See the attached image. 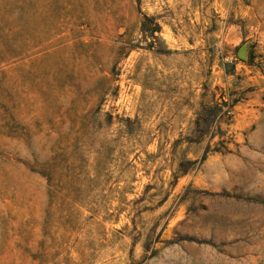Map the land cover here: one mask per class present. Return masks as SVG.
<instances>
[{
    "label": "rangeland",
    "instance_id": "1",
    "mask_svg": "<svg viewBox=\"0 0 264 264\" xmlns=\"http://www.w3.org/2000/svg\"><path fill=\"white\" fill-rule=\"evenodd\" d=\"M0 264H264V0H0Z\"/></svg>",
    "mask_w": 264,
    "mask_h": 264
},
{
    "label": "trees",
    "instance_id": "2",
    "mask_svg": "<svg viewBox=\"0 0 264 264\" xmlns=\"http://www.w3.org/2000/svg\"><path fill=\"white\" fill-rule=\"evenodd\" d=\"M155 31L157 30V28L154 29Z\"/></svg>",
    "mask_w": 264,
    "mask_h": 264
},
{
    "label": "water",
    "instance_id": "3",
    "mask_svg": "<svg viewBox=\"0 0 264 264\" xmlns=\"http://www.w3.org/2000/svg\"><path fill=\"white\" fill-rule=\"evenodd\" d=\"M238 54H239V52H238ZM240 55V54H239Z\"/></svg>",
    "mask_w": 264,
    "mask_h": 264
}]
</instances>
